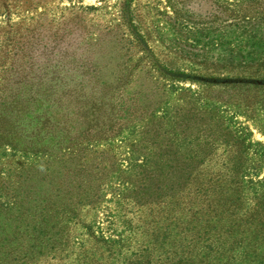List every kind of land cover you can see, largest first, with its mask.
Listing matches in <instances>:
<instances>
[{
    "label": "rangeland",
    "instance_id": "rangeland-1",
    "mask_svg": "<svg viewBox=\"0 0 264 264\" xmlns=\"http://www.w3.org/2000/svg\"><path fill=\"white\" fill-rule=\"evenodd\" d=\"M261 80L264 0H0V264H264Z\"/></svg>",
    "mask_w": 264,
    "mask_h": 264
},
{
    "label": "trees",
    "instance_id": "trees-1",
    "mask_svg": "<svg viewBox=\"0 0 264 264\" xmlns=\"http://www.w3.org/2000/svg\"><path fill=\"white\" fill-rule=\"evenodd\" d=\"M220 81V80H219ZM261 81H263L264 82V80H261ZM206 83H213V82H206ZM233 83V82H232ZM234 85L236 84V83H233ZM253 84H257L256 82H253ZM259 85H264V83H262V84H259ZM230 171V170H229ZM226 192V194H227V196H225V200L228 202L229 201V196H228V190H226V189H224V193ZM219 202H221L222 200H218ZM232 204H235V203H231V206H233ZM229 211V210H228ZM234 209L232 210V212H231V214L232 215H229V217H228V219H232V217H233V215H234ZM226 212H227V210H226V208L224 207V206H222V213H220V215L221 216H224V214H226ZM197 213H198V211L196 210H193L192 211V217H193V220L195 221V222H197ZM237 220H238V218H237ZM229 223H231L232 224V222H229ZM234 226H241V223H237V222H235L234 223ZM197 227V224H193V226L191 227V229H195ZM198 231V230H197ZM240 239H238L237 237H235V239H233V242L235 241V242H238ZM241 241V240H240ZM234 244V243H233Z\"/></svg>",
    "mask_w": 264,
    "mask_h": 264
}]
</instances>
